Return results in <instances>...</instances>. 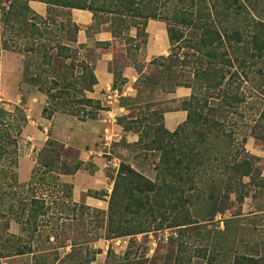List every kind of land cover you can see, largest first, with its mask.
I'll use <instances>...</instances> for the list:
<instances>
[{"label":"rangeland","instance_id":"rangeland-1","mask_svg":"<svg viewBox=\"0 0 264 264\" xmlns=\"http://www.w3.org/2000/svg\"><path fill=\"white\" fill-rule=\"evenodd\" d=\"M240 1L244 2V8L236 9L232 12V17L230 16L227 19L228 21L220 19L216 23V28L222 35L226 33L231 36L233 33H237L232 39L229 37L230 42L226 41L223 48V51L227 52L224 56L230 59L232 66H222L218 63L220 61L218 59L217 67H223L224 79L219 88L221 92L224 91L226 93H222V95L236 93L244 101L241 104H236L233 108L226 107V112L220 121L225 130V138L230 148V155L239 158L244 154L241 152L242 147L248 155L259 158L258 163L256 162V167L260 169V176L253 180H249L247 177L242 178V183L245 184V187L241 188L239 192H225L222 189L223 187H221L220 195L226 194L228 197L226 203L229 208L224 213L225 218L222 215H217L212 222L202 223L203 200L209 192L207 189L208 181L211 178L210 176H217L218 172L213 174L207 169L205 173L198 174L200 176L199 179L195 175L191 185L187 183L183 186L186 202L183 207H179L176 210V216H179L176 219L179 224L187 222L190 224L173 228H166L167 224H163L165 228L135 236L129 252H131L130 259L134 262L139 261L137 264H173L175 257H177L176 260L177 262L179 260L180 264H230L233 256L245 255L249 258L257 259L259 255H264V121L259 119L264 109V59L252 64L253 61L244 56V47L247 46L248 48L251 45V37L254 34L258 35L259 39L264 42V0ZM160 3L161 1L158 2V6ZM4 4L5 2L0 0V6H4ZM164 4H166V7L158 8V12H164L170 6L169 1L164 2ZM29 8L33 11L30 6ZM45 16L46 13L41 17L44 18ZM1 20L2 15L0 14V34H5L4 38L0 35V136L7 134L9 142L13 141L14 144L9 145L7 149L9 152H14L15 155L14 160L4 157L5 155H3L4 159L0 160V186L3 193H5L2 197L7 202L4 204L6 206L8 204L14 205L11 212L5 211V217L0 218V253H5L9 250L8 247L4 248L1 246L2 244L6 243L4 246H9L15 238H22L23 243L28 239L26 232H32V227L28 229L30 225L26 223L29 206L20 204H23L21 203L22 201L28 203V199L34 194L37 197L41 195L47 207H49L46 214L39 218L36 232L33 233L34 239L37 238L34 245L35 250L45 253L49 260L54 254H58L60 260L58 264L83 263V260L87 257L85 253L90 252L89 254H91V251L94 250H98V253L90 264H104L108 250L112 251L120 259L126 251L129 237L95 240L94 236L101 232V220H103L102 215L96 212V208L88 207V210H81L79 207H73V203L70 204L63 200L61 192H58L59 190L53 186L55 184L50 182L48 178L41 184L36 182L37 185L35 186H39L35 187L36 192L34 189L25 187L29 183L36 166L37 153L41 149L35 150V148L30 151L31 141L28 138L33 134V128L46 129V134H44L47 137L46 141L51 139L56 142V150L62 155L60 159H65L70 164H73L76 160L78 161L80 156L75 147L66 148L62 142L54 138L52 126L48 127L47 123L37 122L30 116V112L28 115L27 110L30 102H35L34 100L37 99L38 102L40 101L39 103L45 106L47 105V97L46 94L39 92L36 86L31 85L24 78V67L28 66V75L35 74L36 68L34 65L39 63L35 58H30L36 52H29L26 48L31 47L33 49L44 43L47 44L48 52L51 53L55 50L54 46L57 40L62 36L74 37V34L66 28L61 32L55 25L47 24L48 22L43 24L42 22L38 23L36 20H30L29 22L35 23L37 27L45 28L47 26L45 30L51 32L50 41L40 36L17 39L11 35ZM63 20L65 21V19ZM125 20L128 21L129 18ZM55 21L59 25L61 18L55 17ZM123 32L124 36H126L125 31ZM146 35V41L148 42V34ZM74 45L75 47L80 46ZM170 50L171 48L169 47L167 54L164 56H167ZM78 51L80 57L91 58L92 50L90 48L83 46ZM250 51L252 52V50ZM220 52H222V49ZM143 55L146 56V51ZM129 58H137V53L132 51ZM235 58L243 59L245 64L240 67L239 62ZM48 59H53L51 61L57 67V61L60 58ZM182 59L180 58V63L177 66L170 69L176 74L183 73L186 78H189V83L187 84L190 87L186 88L189 91V95L178 97L175 90L181 87H173L167 90L169 88V84L165 80L167 71L162 66H158L157 63L152 64L151 60L147 64L145 71H143L142 69L145 66L136 63L135 60L136 68L140 69L141 74L145 75L142 80L143 84L138 86L137 81L134 84L135 95L130 97L134 98L133 104L128 102L126 103L128 106L124 107L121 106L123 100H119L118 106L121 110L115 111L117 116L115 115L114 125L120 128H117L120 139L111 144L110 153L120 163L128 164L150 181H154L158 174L156 166L159 163L161 152L153 149L155 146L153 142L157 140L158 131L160 128H164L167 131V136L171 135L182 124H179L174 130L167 125H171L172 119H169V117L172 114H177L176 111L178 110L183 111L179 108L180 102L190 97L192 89L196 93L204 92V89L200 91L198 88L199 83L195 80L197 78L195 73L197 72L200 75L199 72L205 69V58L196 56V58H185L181 61ZM41 62L39 69L41 75H50L52 72L51 65H48L46 60ZM65 62L72 67L73 75H80L81 69L77 66L76 61L71 63L70 59H67ZM168 64L166 63V65ZM56 72L58 71L56 70ZM138 92H141V97H135ZM126 97L128 96H123L122 98ZM220 100H222L221 97L215 99V102ZM79 107V105L74 106L76 110ZM27 115L29 118H27ZM78 116H81V112L78 113ZM166 117L168 119H165ZM72 118L76 119V117ZM44 119L46 118L44 117ZM28 121H34L35 124H30ZM106 126L108 129L111 128V125ZM123 128H131L127 133L131 137H136L134 142L124 138L121 130ZM102 135H98L94 142L82 143L85 146L83 147L82 145L81 147L82 151H84L83 153H86L83 154L85 160L87 161L88 156H90L84 166L85 171L88 173H91L94 169L90 160L95 159L104 164L107 159L100 142ZM139 137H141L140 143H138ZM243 138H246L245 143L242 142ZM7 140V137L0 139L3 143ZM171 141L176 144L174 138ZM60 146H63L64 149H60ZM212 164L217 168V162H212ZM104 170L107 177L105 188L110 193L112 189L111 180L115 173L110 168H104ZM101 191L105 192V189ZM199 192L201 194L197 199L196 195ZM186 196H191L189 198L191 203H187ZM241 197L242 201H239ZM11 198H14V200ZM107 200H105L103 205L105 209L100 208L97 209L98 211L106 210ZM81 204L82 202L78 205ZM185 215L188 218L187 221L181 218V216ZM17 218L20 221H17ZM224 219L230 220V237L234 238V244L230 245L228 251L223 248L222 241L216 236L218 232L225 229V225H223ZM5 222L8 223L6 228L3 227ZM176 237L177 239H175ZM179 243L183 245V251L177 254ZM67 254L71 255L65 258L68 256ZM217 254L219 256L220 254L225 255L217 257ZM212 255L215 260L209 262V258ZM30 258L31 256L15 258L14 256H7L6 258H0V264H30Z\"/></svg>","mask_w":264,"mask_h":264},{"label":"trees","instance_id":"trees-1","mask_svg":"<svg viewBox=\"0 0 264 264\" xmlns=\"http://www.w3.org/2000/svg\"><path fill=\"white\" fill-rule=\"evenodd\" d=\"M30 1L46 5V16L44 18L29 8L28 3ZM159 1L161 3L158 6ZM168 1L170 6L164 12H158L157 9L165 8L166 4L164 2ZM3 2H5L4 6H0L1 21L8 28L11 35L17 39L40 36L50 41L51 32L45 30L47 26L44 25L45 28L37 27L35 23H30V20H36L38 23L42 22L43 24L48 22L47 24L55 25L61 32L66 28L74 34V37L62 36L57 40L54 46L55 50L51 53L48 52V46L44 43L33 49L31 47L26 48L29 52H36L30 58H35L39 63L34 65L36 73L30 75H28L29 69L26 65L24 67V78L31 85L36 86L39 92L46 94L47 105L43 107L41 112L42 117L46 119H50L53 114L61 113L69 117H76L80 121H85L87 119H95L97 112L101 109L98 101L86 97V94L92 91L96 81L92 67L79 56L78 49H81L84 45L76 47L74 45L76 44L78 27L71 20L70 10L72 9L86 10L92 14L94 26L89 29L93 31H98V27L101 24H107L108 30L114 38L124 39L126 42H134L135 40L136 44L133 48L135 51L146 45L147 35L145 34V28L147 22L149 20L163 22L171 50L167 56L157 57L151 63H157L158 66H162L167 71L165 75V80L169 84L167 90L173 87H190L187 84L189 83V78H186L183 73L176 74L170 69L180 63V58H183L181 60L183 61L185 58H196V56H199L200 58L204 57L206 60V67L199 72L200 75L197 72L195 73L197 77L195 80L199 83L198 88L200 91L204 89V92L196 93L192 89L190 97L180 102L179 108L186 112V119L180 125L181 127L178 126V129H175L169 136H167V131L164 128H160L157 140L153 142L155 145L153 149L161 152L159 163L156 166L158 169L156 179L150 181L128 164L120 163L115 176L111 180L112 189L108 195L106 210L98 211L96 209V212L102 215L103 220H101V232L94 236L95 240L129 237L128 246L121 258L118 259V256L108 250L104 264H137L139 261L134 262L130 259L131 252H129L135 236L165 228L163 224H167L166 228L190 224L189 222L179 224L176 219V217H179L176 216V210L179 207H183L186 202L183 186L187 183L191 185L195 175L198 176L199 173H205L207 169L213 174L218 172L217 176H210L211 178L208 181L207 189L209 192L203 200L202 223L212 222L217 215H222L225 218L224 213L229 208L226 203L228 197L226 194L220 195L221 187H223L222 189L225 192H239L241 188L245 187V184L242 183V178L247 177L249 180H253L260 176V169L256 167V162L258 163L259 158L248 155L242 147L241 152L244 153L242 156L237 158L230 155V148L225 138V130L220 121L226 112V107L233 108L236 104L243 103L244 100L236 93L222 95V93L226 92H221L219 88L223 83L224 73L223 67H217L218 63L222 66H232L230 59L224 56L227 53L223 51L224 43L226 41L230 42L229 37L232 39L237 33H233L231 36L226 33L222 35L216 28V23L220 19L228 21L227 19L230 18L232 12L236 9L244 8L243 1L3 0ZM55 17L61 18L59 25L56 24ZM126 18H129V20H125ZM131 29L136 31V37L133 40L127 38V34ZM123 31H125L126 36H124ZM0 35L3 38L5 37V34ZM104 45L107 44H94L95 47ZM221 49L222 52H220ZM244 51L245 58L252 60V64L262 61L264 59L262 58L264 56V42L259 39L258 35L254 34L251 37V45L248 48L245 46ZM48 58H60L57 61V67L53 65V61H51L53 59L49 60ZM67 59H70L71 63L77 62V66L81 69L80 75L72 74V67L65 62ZM218 59L220 61L217 63ZM235 59L239 62L240 67L245 64L243 59ZM44 60H46L48 65H51L52 72L50 75L42 76L39 71L41 61ZM166 63L169 64L166 65ZM111 71L113 74L112 89L119 91L118 86L123 84L124 80L118 70L111 69ZM137 72L140 74L137 85L140 86L143 84L142 80L145 75L141 74L140 69H137ZM137 96L141 97V92H138L135 97ZM219 97L222 100L215 102V99ZM120 100H123L121 106L124 107L128 106L126 105L128 102L130 104L134 103V98L130 97L121 98ZM75 105L80 106L78 110L74 108ZM79 112H81V116H78ZM259 119L264 121V109ZM130 129L123 128V131L128 132ZM165 136L167 137L163 138ZM5 137L8 139L6 142L0 141V160L4 159L3 155L14 160V152H9L7 149L9 145L14 143L13 141L9 142L7 134H2L0 139ZM172 138L176 140V144L171 141ZM138 140V143H140L141 137ZM245 141L246 138H243L242 142L245 143ZM56 149V142L48 139L37 153L36 166L29 183L25 187L34 189L36 192L35 187H39L35 186L37 185L36 182L41 184L48 178L50 182L55 184L53 186L59 190L58 192H61L63 200L72 204V186L63 183L60 180V176L73 175L82 169L83 164L77 160L70 164L67 160L60 159L62 155ZM60 149L63 150L64 147L60 146ZM212 162L218 163L217 168L213 166ZM199 178L200 176H198ZM200 194V192L197 193V199ZM2 195H5V193H3L0 186V218H4L6 215L5 211L11 212L14 207L13 204L6 206L4 203L7 202ZM33 195L28 199V203L22 201L21 203L23 204H20L29 206L26 223L30 225L28 229L32 227V232H26L28 239L25 243H23L22 238H15L9 246H4L6 243L2 244L1 246L4 248L8 247L9 250L5 253H0V258L31 256L30 264H58L60 261L58 254H54L49 260L45 253H40V251L34 249L37 238L34 239L33 233L36 232L39 218L46 214L49 207H47L41 195L38 197ZM87 196L101 199L107 195L99 191L88 192ZM186 197L187 203H191L189 200L191 196ZM11 199L14 200V198ZM239 201H242V197L239 198ZM73 207H79L81 210L89 209L88 206L83 204L73 203ZM181 218L184 221L188 219L186 215L181 216ZM17 221L20 220L17 218ZM229 224H231L230 220L224 219L223 225H225V229L216 234L218 239L222 241L223 248H226L227 251L230 245L234 244V238L230 237ZM3 227H8V223L5 222ZM182 247L183 245L179 243L177 254L183 251ZM89 253H85L87 257L83 260V263L79 264H90L93 262L98 250L91 251V254ZM223 255L225 254H220V256L217 254V257ZM176 259L177 257L173 260V264H180L179 260L177 262ZM214 260L215 257L213 255L210 256L209 262ZM230 264H264V255H259L257 259L249 258L245 255L233 256Z\"/></svg>","mask_w":264,"mask_h":264},{"label":"crops","instance_id":"crops-1","mask_svg":"<svg viewBox=\"0 0 264 264\" xmlns=\"http://www.w3.org/2000/svg\"><path fill=\"white\" fill-rule=\"evenodd\" d=\"M29 6L37 15H45L46 6L42 3L30 1ZM70 16L73 23L78 27V32L76 34V44L84 45L92 50L91 58H83L88 65L92 67V72L95 78V85L92 87V91L86 94V97L100 103L101 109L97 112L95 119H87L85 121H78L75 118L68 117L62 114H53L50 119H44L41 112L44 107L38 100L35 102H30L28 105L27 113H31L32 116L39 123H47L48 127L52 126V134L55 139L59 140L64 144V147H75L80 153L78 161L82 162V169L78 170L73 175L60 176V180L63 183L70 184L72 186V202L81 203L85 206L103 210V205L105 200L109 195V190L106 187L107 177L105 175L104 164L94 160H90L92 167L94 168L91 173L85 171V164L88 161L85 160L83 154L84 151L82 147L83 142H94L98 135H102L106 130L118 131L120 129L118 126H112L108 129L106 124L100 122L101 114L103 113V100L104 95L110 89H112L113 84V74L111 69H116L120 72L121 78L124 83L119 87L120 93L123 96L132 97L135 95L134 84L136 83L139 74L135 66L136 63H140L145 67L142 69L145 71L147 64L160 56L167 54V49L169 48V42L166 32L165 24L156 20H149L147 22L145 33L148 34V42L143 48L138 51L133 50L136 41L126 42L124 39H116L112 36L108 30L107 24H101L98 27V31H93L89 29L94 26V20L92 19V14L86 10H70ZM136 31L135 29L129 30L127 38L135 39ZM96 43H105L107 45L95 47ZM132 51L137 53V58H129ZM146 51V56L145 54ZM142 53V54H141ZM155 57V58H152ZM142 71V72H143ZM134 93V94H133ZM175 93L178 97H185L189 95V91L186 88H177ZM118 112V111H116ZM177 114H172L169 119H172L171 125H169L174 130L179 124L185 121V112L178 110ZM27 115V118L29 116ZM165 119H168L166 117ZM30 124H35L29 122ZM118 128V129H117ZM169 129V128H168ZM122 134L124 138L128 141L134 142L136 137H131L127 132ZM45 131V133H44ZM46 129L39 130L33 128V134L29 136L31 141L30 151L33 149L38 150L42 148L44 142L46 141ZM130 134V133H129ZM86 145V144H85ZM83 147H85L83 145ZM81 148V149H80ZM90 151V150H89ZM89 154H91L89 152ZM105 189V194L101 199L93 198L87 196L88 192H99ZM102 192V191H101Z\"/></svg>","mask_w":264,"mask_h":264},{"label":"built area","instance_id":"built-area-1","mask_svg":"<svg viewBox=\"0 0 264 264\" xmlns=\"http://www.w3.org/2000/svg\"><path fill=\"white\" fill-rule=\"evenodd\" d=\"M122 96V93H120L117 89H110L106 92V94L104 95L102 109L104 111L100 117L101 123L115 126V111L121 110L118 105L119 100ZM118 133L119 131L106 130L100 140L101 146L104 150V154L107 157V159L104 161V167L106 169H112L114 173L117 172L120 162L111 155L110 148L113 142L119 141L120 137Z\"/></svg>","mask_w":264,"mask_h":264},{"label":"clouds","instance_id":"clouds-1","mask_svg":"<svg viewBox=\"0 0 264 264\" xmlns=\"http://www.w3.org/2000/svg\"><path fill=\"white\" fill-rule=\"evenodd\" d=\"M119 92H120V90H119ZM122 97H123V96H122ZM122 97H121V98H122ZM119 165H120V164H119ZM115 174H116V173H115ZM107 198H108V197H107Z\"/></svg>","mask_w":264,"mask_h":264}]
</instances>
